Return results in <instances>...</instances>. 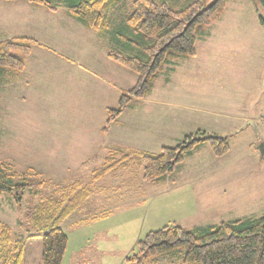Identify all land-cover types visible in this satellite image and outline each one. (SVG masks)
<instances>
[{
  "label": "rangeland",
  "instance_id": "1",
  "mask_svg": "<svg viewBox=\"0 0 264 264\" xmlns=\"http://www.w3.org/2000/svg\"><path fill=\"white\" fill-rule=\"evenodd\" d=\"M131 9L132 0H118L106 15L110 27L122 26ZM226 10L225 17L205 29L212 36L202 35L198 39L199 58H190L187 64L177 67L176 73L167 70L157 78L154 92L164 101L172 99L173 106L165 105L167 102L152 106L138 101L104 135L98 127L106 122V107H116L120 94L138 78L136 72L124 67L118 73L104 67L100 51L109 42L111 30L103 31L102 37L78 31L77 34L55 22L60 41L53 44L56 49L62 46L64 51L75 55L73 47L66 44L77 39L87 43L85 46L92 51H98L91 53V62L77 56L98 73L97 77L79 70L84 78L81 86L85 96L92 101L90 109L76 104L73 89L66 86L71 77L67 59L47 48L34 47L33 83L26 98L20 88L10 90V84L4 87L3 81L11 79L12 83L13 78L0 74V160L12 164L19 172L34 168L55 184L64 185L75 179L88 181L110 148L120 147L118 143L129 144L124 146L126 149L159 153L164 145H176L187 133L198 129L229 137L230 150L226 154L216 156L208 143L198 144L165 180L155 184L143 181L142 196L131 199V203L111 200L109 196L117 193L115 189L91 196L82 210L62 223L69 240L62 264H125L137 240L164 225L213 224L237 212H241L239 216L244 212L264 214V159L255 129L247 126L242 133L235 134L238 122L213 112L224 106L226 112L244 113L249 105H241V99L251 94L257 97L256 107L261 108L264 102V26L260 23V17L264 19V6L254 0H228ZM236 43L250 45H239L234 50L231 44ZM104 75L113 76L108 77L111 85L109 80L106 84L101 79ZM15 83L19 85L18 78ZM176 88L179 93H175ZM194 98L198 105L210 110L209 116L181 106L186 99ZM258 126L263 134L260 121ZM250 141L257 148L254 151L250 150ZM128 176L127 171L111 173L97 183L112 187ZM221 187L228 188L226 197H231L235 190L246 196H254L256 191L257 199L246 202L248 207L240 203L231 211L223 205L220 209L217 202ZM49 190L43 187L37 192L25 191L20 203L13 194H0V221L23 241L24 264H41L42 237L26 213ZM103 211H109L105 218L93 219ZM184 251L177 249L146 264H186L180 258Z\"/></svg>",
  "mask_w": 264,
  "mask_h": 264
},
{
  "label": "trees",
  "instance_id": "2",
  "mask_svg": "<svg viewBox=\"0 0 264 264\" xmlns=\"http://www.w3.org/2000/svg\"><path fill=\"white\" fill-rule=\"evenodd\" d=\"M26 1L55 11L65 8L89 28L111 30L113 44L107 52L108 57L137 73L136 83L120 94L117 106L107 108L103 132L132 99L150 93L166 64L196 55L198 39L207 27L224 15L228 3V0H132V9L125 16L124 24L112 29L106 15L118 0ZM254 1L264 6V0ZM260 23L264 25L263 17ZM37 43L30 37L1 40L0 68L24 69ZM200 143H208L216 156H223L230 150L228 136L204 130L187 133L178 144L163 146L159 153L114 147L102 165L92 171L88 182L76 180L66 185L55 184L34 168L19 172L12 164L0 160V194H13L15 201L20 203L25 191L50 189L30 207L26 218L42 237L41 264H62L68 246V235L62 223L82 210L91 196L108 191L97 186V180L127 171L128 178L114 188L115 195L120 197L122 190L133 187L135 179L141 175L148 183L165 180ZM135 247L125 258V264H146L181 248L185 251L180 258L186 264H264V214L192 228L178 223L164 225L138 239ZM0 264H24L23 241L1 221Z\"/></svg>",
  "mask_w": 264,
  "mask_h": 264
},
{
  "label": "crops",
  "instance_id": "3",
  "mask_svg": "<svg viewBox=\"0 0 264 264\" xmlns=\"http://www.w3.org/2000/svg\"><path fill=\"white\" fill-rule=\"evenodd\" d=\"M226 13H227V10H225L224 15L220 19L225 17ZM220 19L216 20V22L219 21ZM55 22L59 23L60 28H69V30L74 29V32H76V33L78 31L80 34H83V33H87L89 35L94 34L98 37L105 36L103 34L104 33L103 31L109 30V29L96 30V29L89 28L86 25L79 22L78 20H76L73 16H71L65 8H59L58 10L55 11V10H51V9L47 8L46 6H44L42 4L32 3V2H29L26 0H13V1L0 0V41L8 39V38H12V37H30V38H33V39L38 41V43L35 44L34 47L35 46L36 47H42L43 49L47 48L49 50H52L55 54H58L61 57L66 58L67 59V61H66L67 67H69V73L68 74L71 75L66 86H69L71 88V90L73 89L72 93L74 94L73 98H74V101L76 102V104L82 105V108H84V109H87V107H88V109H90L92 101L89 100L85 96V93L83 91V87L81 86V82L84 81V78H82L81 75L79 74V70H84V71L87 70V71H89V73L91 72L92 76H93V74H96L98 77V73H97V71H95V69L92 67V65H85L81 61L82 59L86 60L88 58V59H91L90 60V62H91L93 59V56L91 55V53L96 54V52H98V51H96V50L92 51L91 49L86 47L87 43H85L82 40H79L80 42H77V39L73 40L71 43L66 44L68 47H73L72 52H75L74 53L75 55H71L70 53H67L66 51H64V48L62 46L58 47L59 49H56V47L53 44L54 43H60V41L58 40V37L56 36ZM80 25H82V26H80ZM88 29H90V30H88ZM204 35H206L207 38H210L212 36V33L211 32L208 33L205 31L203 36ZM112 42H113V40H112V36H111L109 42L106 43V45H103L101 48L100 52L103 56V58H102L103 64L105 65L104 67L111 68L112 69L111 71H113V72H117V73L122 72L121 69L124 66L113 61L107 55L108 50L110 49L111 45L113 44ZM231 45H233L234 50H238L239 45H248L249 46L250 44L249 43H246V44L236 43V44H231ZM94 46H95V44H94ZM34 47L32 49L31 54L27 58L26 65H25L24 69L16 70L21 74H19L17 72H13L14 69H11V68H0V74L2 73V75L4 77H6V76L10 77L11 76L13 78L12 83H11V79L9 81L4 80L3 81L4 87L8 86V84H10V86H8V88L10 90H12V89L16 90V89L20 88L23 91V93L21 95H23L24 98L27 97L28 91L31 90L32 83H33V79H32L33 78V73H32L33 69L31 68V59H32V55L34 53ZM42 48H39V49H41V51H43L42 54H44L46 56L45 51ZM249 49L250 48H248V50ZM248 55H249V53H248ZM77 56H83V58L81 59V58H78ZM49 57L53 58L51 56H49ZM190 58H194V59L199 58L198 52L194 56L178 58L177 62L172 61L171 63L166 64L163 71L160 73V75H163L167 70L169 71V73H176L177 67H180L181 65L187 64L186 62L188 60H190ZM203 60L206 61V59H203ZM172 63H176V64H173V66H171ZM124 68H126V67H124ZM246 68L247 67H245L244 69H246ZM117 69H120V70H117ZM126 69H128V68H126ZM106 76H107V78H106ZM108 77H113V76L104 75V77H101V79L103 81H105L106 84H108L107 80H109V85H111L112 82L110 79H108ZM17 78L20 81L19 85L16 83L14 84V80L17 81ZM39 78H40V76H39ZM157 78H156V80H157ZM41 79H42V77H41ZM156 80L153 84V88L150 91V93L146 97L132 99L131 102L129 103V105L124 109V111L121 113V115L115 121H117L121 116H123V113L125 112V110L128 107H133L135 105L134 103L144 102L146 104L151 103L152 106H154V104H155V106H156L158 104H163V102H167L165 105L173 106L172 99H170L169 101H164L163 99H160L161 97H159L156 94V92H154ZM170 81L171 80L168 79V82H170ZM106 84H104V85H106ZM118 89H119V87H118ZM176 90L177 91H175V93H179L178 88H176ZM250 96H247V97L243 96L241 99V101H243L240 103L241 105L242 104H247V106L249 105V109L248 110L244 109L245 110L244 113H239V114L235 115V114H232V112H226V111H224V106L222 108H220V110L213 111V112H217L216 116L222 115V116L229 117V118L236 120L238 122L237 124H239L238 129L241 128L242 123L248 119L256 120L257 126H258L259 121H260V123L263 125L262 129H261V131H263V134L260 132V129L259 128L258 129H259V132L261 135V140L264 142V120H263V118H264V102L261 105V108L256 107L258 105L257 104V97H255V96L252 97L253 96L252 94ZM197 103H198V100L196 98L192 99L191 101L186 99L185 103H183L181 106L192 111V112L195 111V112H199L201 114H205V115L209 116L210 110L198 105ZM107 107H109V106H107ZM107 107H106V110H107ZM235 126H237V125H235ZM102 127H103V125L98 127V131L101 132V134H103V135L108 133L110 128H111V126H110V128L106 132H103ZM94 128H96V127H94ZM238 129H236L235 134L236 133L237 134L242 133L241 131L244 130L245 128L239 129V130ZM198 130H200V129H198ZM198 130H196V131H198ZM206 132H208V131H206ZM212 133H214V132H212ZM215 134L221 135L219 133H215ZM222 136H225V135H222ZM76 143H79V142H76ZM250 144H251L250 145L251 151H254V149H257L255 146L253 147L252 141H250ZM118 146H120V147H117V148H122V149H125L128 151L140 149V148L126 149L128 147H124V146H130L127 143H118ZM91 174H92V172H91ZM90 177H91V175H90ZM76 180H79V179H75L73 181H76ZM89 180H90V178H89ZM73 181H71V182H73ZM81 181H83V180H81ZM88 181H84V182H88ZM97 181H96V185L99 186L100 188L101 187L104 188V185H98ZM135 181L136 182H135V185L133 187L124 188L122 190V193H120V197H117L116 195H114V196H109V198H111V200H113L114 202L121 200L120 202L127 201V202L131 203L132 202L131 199L136 200L138 197L142 196V193H143L142 192L143 189H141V185L144 181L142 179V175L140 176V178H137ZM71 182H68L66 184H69ZM120 182L116 183L115 185H112V187H109V188L105 187V188H107L108 191H110L112 188L114 189L118 184H120ZM56 184H58V183H56ZM66 184H64V185H66ZM151 184H155V183H151ZM227 190H228V188H225V187H221L219 190L221 192V196L219 197L217 203H218L220 209H222L221 205H223L225 209H228L229 211H231V210H234L235 208H237L238 204H240V203H241V206L248 207L247 203H250L251 201H256V199H257L256 191H255L254 196H250V195L246 196V195H243L240 191L235 190L234 193L231 195V197H228V196L226 197V193L228 194ZM104 192H106V191H104ZM102 193L103 192H101V194ZM138 193H140V194H138ZM259 199H261V196H258V200ZM133 202H135V201H133ZM108 212L109 211L99 212L98 214L94 215L93 219L94 218L95 219L105 218L108 215ZM238 214L240 215L241 212L240 213L237 212L236 214L230 215V217H226V219H220V221L231 220V219H236V218L256 217L255 215H249L245 212L243 213L244 215H242V216H239ZM257 216H259V215H257ZM85 219H87V218H85ZM205 224L191 225L189 228L201 226V225H205ZM208 224H211V223H208ZM213 224H215V223H213ZM186 227H188V226H186Z\"/></svg>",
  "mask_w": 264,
  "mask_h": 264
},
{
  "label": "water",
  "instance_id": "4",
  "mask_svg": "<svg viewBox=\"0 0 264 264\" xmlns=\"http://www.w3.org/2000/svg\"><path fill=\"white\" fill-rule=\"evenodd\" d=\"M247 126H253L254 127L256 134H257L259 147L261 148L262 153H264V142L261 141V135H260L256 120H254V119L246 120L245 124L243 126H241L240 129L246 128Z\"/></svg>",
  "mask_w": 264,
  "mask_h": 264
}]
</instances>
